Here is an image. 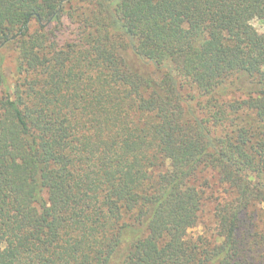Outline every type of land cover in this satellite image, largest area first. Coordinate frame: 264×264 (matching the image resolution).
I'll list each match as a JSON object with an SVG mask.
<instances>
[{
	"label": "trees",
	"instance_id": "obj_1",
	"mask_svg": "<svg viewBox=\"0 0 264 264\" xmlns=\"http://www.w3.org/2000/svg\"><path fill=\"white\" fill-rule=\"evenodd\" d=\"M257 19L264 0H0V264H264Z\"/></svg>",
	"mask_w": 264,
	"mask_h": 264
},
{
	"label": "rangeland",
	"instance_id": "obj_2",
	"mask_svg": "<svg viewBox=\"0 0 264 264\" xmlns=\"http://www.w3.org/2000/svg\"><path fill=\"white\" fill-rule=\"evenodd\" d=\"M252 25L256 28L259 33H264V20H254ZM14 72V63L13 57L9 59V70L8 76L12 79V73ZM210 204V203H209ZM212 206L206 207V210L202 216L201 222L197 227L193 228L189 231V233L193 236H198L202 234L207 228L213 226V217H212Z\"/></svg>",
	"mask_w": 264,
	"mask_h": 264
}]
</instances>
